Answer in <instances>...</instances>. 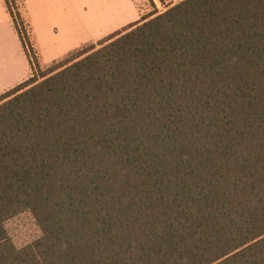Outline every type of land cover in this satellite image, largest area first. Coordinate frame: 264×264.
<instances>
[{
    "label": "trees",
    "instance_id": "obj_1",
    "mask_svg": "<svg viewBox=\"0 0 264 264\" xmlns=\"http://www.w3.org/2000/svg\"><path fill=\"white\" fill-rule=\"evenodd\" d=\"M165 9L0 96V264H264V0Z\"/></svg>",
    "mask_w": 264,
    "mask_h": 264
},
{
    "label": "rangeland",
    "instance_id": "obj_2",
    "mask_svg": "<svg viewBox=\"0 0 264 264\" xmlns=\"http://www.w3.org/2000/svg\"><path fill=\"white\" fill-rule=\"evenodd\" d=\"M167 6L160 2L152 11L149 4L124 0H0V96ZM5 227L16 247L40 235L29 212L9 219Z\"/></svg>",
    "mask_w": 264,
    "mask_h": 264
},
{
    "label": "snow or ice",
    "instance_id": "obj_3",
    "mask_svg": "<svg viewBox=\"0 0 264 264\" xmlns=\"http://www.w3.org/2000/svg\"><path fill=\"white\" fill-rule=\"evenodd\" d=\"M124 2H129V3H136V4H149L151 5V10L155 11L158 3L163 2L168 4L169 7L174 8L175 4H182L185 2V0H175V4L171 3V0H124ZM167 11V9H165ZM161 19H163V16H161ZM167 25H162L161 30H166ZM4 103L3 99H0V104ZM0 219H3V217H0ZM39 239V237H37ZM37 264H39L40 257L37 255L36 257Z\"/></svg>",
    "mask_w": 264,
    "mask_h": 264
}]
</instances>
